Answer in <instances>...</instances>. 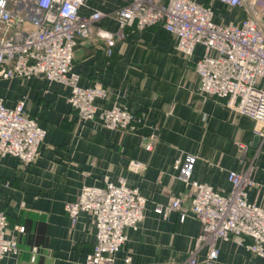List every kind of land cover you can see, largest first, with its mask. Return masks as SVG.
Segmentation results:
<instances>
[{
	"label": "crops",
	"instance_id": "1",
	"mask_svg": "<svg viewBox=\"0 0 264 264\" xmlns=\"http://www.w3.org/2000/svg\"><path fill=\"white\" fill-rule=\"evenodd\" d=\"M127 1L84 0L82 15L95 10L103 15L94 22L92 38L75 47L73 70L80 75L81 86L101 82L108 94L99 105L128 108L138 120L136 130H111L98 118L83 122L67 102L69 89L58 82L0 77L5 103L11 106L24 98L28 113L46 130L40 154L31 164L12 155L0 156V181L8 182L0 187V209L19 246L17 255L0 258V264H84L95 243L93 218L81 213L72 224L65 205L76 199L82 185L118 176L139 187L146 204L138 227L126 230L127 241L116 263L182 264L196 246L198 220L187 216L180 221L177 211L163 218L154 211L157 204L175 196L182 199V211L190 207L192 193L173 168L178 156H193L192 179L220 192L230 187L228 171L252 165L254 184L248 200L264 206V138L251 151L257 123L229 111L223 99L198 90L195 62L201 46L185 57L160 26L140 31L127 27L125 37L116 38L111 55L106 53L97 31L115 32L114 11ZM196 1L212 8L217 22H239L246 15L242 8L219 0ZM257 8L264 16V0H258ZM132 159L143 162L144 169L129 170ZM17 226L24 231H16ZM219 248L218 264H264V258L233 240L220 242ZM197 257L202 264L204 250Z\"/></svg>",
	"mask_w": 264,
	"mask_h": 264
},
{
	"label": "built area",
	"instance_id": "2",
	"mask_svg": "<svg viewBox=\"0 0 264 264\" xmlns=\"http://www.w3.org/2000/svg\"><path fill=\"white\" fill-rule=\"evenodd\" d=\"M223 5L242 8L245 17L239 22H217L210 6L196 0H129L114 11L118 23L115 32L98 29L106 53L111 55L116 38L125 37V28L144 30L160 26L173 39L175 50L191 57L197 46L203 48L195 62L198 90L207 96L224 100L231 112L254 120V133L264 138V16L258 0H219ZM84 0H4L0 5V77L42 78L58 82L69 89L68 104L83 121L99 119L111 130L132 132L137 128L133 113L113 104L101 107L107 97L101 82L81 86L80 75L73 70L74 50L79 42L92 38L94 22L103 15L93 11L80 13ZM46 130L26 109L21 98L7 105L0 97V156L12 155L29 165L40 154ZM151 150V145H146ZM195 158L187 155L174 159L177 179L187 187L191 204L181 210L182 199L171 197L157 204L154 211L163 218L177 211L180 221L187 216L197 219L200 232L196 246L182 264H218L219 244L233 240L251 254L264 258V206L248 200L254 184L247 165L241 171L230 170L225 192L192 179ZM145 165L128 162L129 170L139 172ZM8 186V182H1ZM146 198L139 187L128 184L123 176L105 177L100 184L82 185L76 199L65 205L72 224L81 213L92 216L95 243L86 253L84 264H117L116 256L127 241L126 230L136 229L144 218ZM6 213L0 209V258L17 255V238L8 232ZM16 231L23 232V226ZM36 248H32L31 260Z\"/></svg>",
	"mask_w": 264,
	"mask_h": 264
},
{
	"label": "water",
	"instance_id": "3",
	"mask_svg": "<svg viewBox=\"0 0 264 264\" xmlns=\"http://www.w3.org/2000/svg\"><path fill=\"white\" fill-rule=\"evenodd\" d=\"M258 140H259L258 136L257 135H254V137L252 139V142L250 144L251 151H253V149L257 146Z\"/></svg>",
	"mask_w": 264,
	"mask_h": 264
},
{
	"label": "clouds",
	"instance_id": "4",
	"mask_svg": "<svg viewBox=\"0 0 264 264\" xmlns=\"http://www.w3.org/2000/svg\"><path fill=\"white\" fill-rule=\"evenodd\" d=\"M3 2H4V0H0V5H2V4H3Z\"/></svg>",
	"mask_w": 264,
	"mask_h": 264
}]
</instances>
